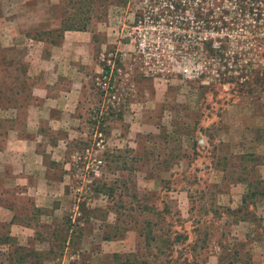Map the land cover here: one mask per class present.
Masks as SVG:
<instances>
[{"label":"rangeland","instance_id":"1","mask_svg":"<svg viewBox=\"0 0 264 264\" xmlns=\"http://www.w3.org/2000/svg\"><path fill=\"white\" fill-rule=\"evenodd\" d=\"M52 1L29 6V19L37 21L18 24L25 35L13 46L4 48L0 38V56L9 60L0 67L26 66L40 53H52L58 63H82L87 88L83 115L78 126H70L65 117L66 125L48 119L54 133L44 128L39 133L60 146L53 159L62 163L55 168L63 177L42 182L37 196L24 193L23 181L12 174V157L0 153V249L12 244L36 250L44 254L43 264L81 258L102 264L105 255L137 251L144 241L138 235L150 221L160 224L162 234H176L173 256L179 261L253 262L243 233L231 232L227 224L246 218L257 229L258 217L248 213L252 206L237 210L245 184L235 179L264 169L253 173L230 167L228 157L236 153L234 159L240 160L238 152H249L264 140V0H97L87 29L66 31L67 37L59 32L64 5ZM12 3L21 11L19 1ZM109 62L120 70L116 107L105 102L98 86ZM8 67L0 75L17 77ZM10 113L6 123L0 118L1 135L22 125V117ZM68 127L81 131L68 132ZM101 184L114 187L112 198L97 193ZM261 202L255 205L262 212ZM119 206L126 221L130 214L137 224L126 226L122 217V238L105 241V235L115 233L114 208ZM143 206L149 215L139 210ZM67 218L75 245L62 248L57 227ZM160 240L156 247H163ZM154 252L152 247L149 254Z\"/></svg>","mask_w":264,"mask_h":264},{"label":"crops","instance_id":"2","mask_svg":"<svg viewBox=\"0 0 264 264\" xmlns=\"http://www.w3.org/2000/svg\"><path fill=\"white\" fill-rule=\"evenodd\" d=\"M10 1L0 0V38L5 39L6 44L4 48L13 46L11 42L14 44L16 39H20V37L25 35L21 30L23 26L18 25L20 22L25 20L37 21V19H29L31 16L29 13L27 14L30 10L29 6L48 4L47 0H33L32 2H29V0H17L19 1L17 7H22L20 11L15 10L16 7L10 6L13 4L12 2L14 0ZM53 2L54 1L51 0L50 4ZM64 36L67 37L68 35L65 34ZM43 45L45 44L43 43ZM52 58V53H48V56L43 55V57L40 53L38 59L35 57L36 60L30 61V63L24 66V68L26 67L25 77H28V79H26L28 90L26 94L22 96L13 94L15 102L18 101V103H20L23 101V107H21L20 104H15V107H0V118L3 119V123H6L5 120L11 117L10 111L15 112V115H12L14 118L16 116L22 117V127L15 124L12 127H8L6 131H3L2 135L0 134V139H3L1 141L2 146L0 147V153L2 157H12L14 162L12 163V174H17L20 180L23 181L22 186L23 191H25L24 193L26 194L27 191V193L32 196L38 195L40 187L44 188L42 182H61L63 177L61 168H55V166L62 165V163L58 164L59 159H55L57 163L53 159V150L60 149V146L53 140V137H51V139H43L38 136L39 133H41L43 128L51 135L54 133V129H50L49 124H46L48 123V119H59L58 121H60L61 124L66 125L65 121H63V117H65L69 119L68 124L70 126H76V124L78 126L80 117L83 115L82 107L85 104V92L87 88L84 65L80 62L77 64H71L69 62L58 63L52 61ZM18 66L19 64H17V66L8 67V69H13L14 72H17L18 69L16 70V68H18ZM3 68L6 67H0V70H3ZM20 82L21 78L18 80L13 79L11 84L17 85ZM41 123L44 125H41ZM60 123L57 125L60 126ZM67 131L79 133L81 130L77 127H68ZM67 137L69 140L72 138L71 135ZM63 147L65 148V145ZM246 151L247 150L243 149V151L237 153V156L242 157L254 154L262 158L264 155V140L257 141L252 145V150L249 152ZM123 152L124 151L121 149L119 153H116L121 157ZM235 155L236 153L234 156ZM8 164L11 165L10 163ZM4 166L3 164V168ZM257 167L264 169V162H259ZM256 177L259 178V180H264V171L258 172ZM244 188L245 187H242L241 189L242 195L245 193L244 191H246ZM262 203L264 205V201H262L260 205H262ZM259 209H261V207ZM252 210L253 214L258 217L259 230L257 227V229L253 231L251 227L252 224L248 220L243 219L228 223L227 227L231 232H240L238 234L239 236H241L242 232L244 241H247L250 248L249 252H251V259H253V262L260 263L255 260H261V263L264 264V207L261 209L263 210L262 212L258 210V205L252 206Z\"/></svg>","mask_w":264,"mask_h":264},{"label":"trees","instance_id":"3","mask_svg":"<svg viewBox=\"0 0 264 264\" xmlns=\"http://www.w3.org/2000/svg\"><path fill=\"white\" fill-rule=\"evenodd\" d=\"M62 1L64 5V9H62V18L60 14V37L64 35L66 31H85L88 27V23L91 21L90 19V13L92 11V6H94V2H97V0H60ZM8 61V59H5L0 56V64H2L4 61ZM13 62V59H10ZM10 66V65H9ZM8 67V66H5ZM11 67V66H10ZM21 67V68H20ZM18 71L16 73H19L17 78L11 77L9 74H1L0 75V105L7 106L14 104L13 107L16 105L21 106L20 102H15V98L13 97V94H19V95H25L26 91L28 90V84L26 79L28 77H25L26 68L24 66H18L16 70ZM10 72H14L13 69H9ZM16 78V79H15ZM21 78V82L19 84H11L14 80H18ZM2 88H4L2 90ZM4 96H6L4 98ZM16 104V105H15ZM196 144H198V141H196ZM236 156L229 155L228 161H230L229 166L230 167H237L241 169H251V172H255L257 165L259 162H264V155L262 158L255 156L254 154L245 155L244 157H238V159H234ZM243 159V160H241ZM228 165V164H226ZM249 169V170H250ZM242 171V170H241ZM249 172V173H251ZM246 174H243L244 177L240 179H235L236 182H240L241 184H245L246 192L241 197V205L237 208V210H242L243 207L246 206H254L257 201H264V180H259V178L255 176H245ZM253 177V181L250 179ZM124 185V184H123ZM105 192V196L107 198H112L114 193V187L108 186L106 184H101L100 188L97 190V193ZM147 194V191H142ZM114 208V207H113ZM122 207H115L114 213L116 215V218L114 220L113 230L114 235H105L103 240L105 241H111V240H117L122 237H120L119 232L121 229L119 228V224L123 223L125 220L126 226L130 223L134 222L137 224V220L135 217H132L130 214L128 215L130 221H126V215H123L121 213ZM139 210L143 212L144 215H149V212H145L144 210L148 211V207H139ZM249 210V209H248ZM139 211V212H140ZM166 212V210L159 211V217H163V214ZM238 212V211H237ZM141 213V212H140ZM241 213H244L242 211ZM249 214H253V210L248 212ZM242 214V215H243ZM123 217V220H121ZM243 217H248L244 216ZM125 218V219H124ZM243 220H247L246 218H242ZM240 219V220H242ZM128 222V223H127ZM158 226H156V223H151L150 221L145 222V227L143 231H140L139 237L144 239L143 245L137 249L135 252L130 253H113L111 255H105L103 257V263L102 264H152L149 262V258L153 257H159L163 256L164 259L158 264H189L186 260L179 261V258L173 256V253L176 251V244L178 242L176 234H172L173 232L167 231V234L161 233V226L159 223H157ZM104 226V225H103ZM154 226V227H153ZM106 228V226H104ZM57 228H60L59 234H61L60 242L61 247H66L67 245L71 247L75 244H73V239L75 236V231L72 229L71 220L67 218L64 222H61ZM64 234V235H63ZM158 239H161L160 241L163 243V247H156V243ZM6 241H3L5 245L11 240L5 239ZM150 243L152 246H150ZM152 247L155 250L154 256H151L149 254V251L152 249ZM0 256L3 258L2 262L0 264H43L45 258L44 254L41 252H37L36 250L29 249L27 247H21V246H13L8 245L6 250L0 249ZM80 257V254H78ZM235 255H238L237 253ZM248 260V259H247ZM85 259L81 258L80 260H74L70 264H88L85 263ZM237 264H254L252 261L251 263H247L245 260L238 261Z\"/></svg>","mask_w":264,"mask_h":264},{"label":"built area","instance_id":"4","mask_svg":"<svg viewBox=\"0 0 264 264\" xmlns=\"http://www.w3.org/2000/svg\"><path fill=\"white\" fill-rule=\"evenodd\" d=\"M120 72L119 69L116 68L115 63H110L108 66L101 71V77L98 81V86L104 93L105 102L110 104L112 107H116L119 104L121 97L117 94V88L115 85L116 75ZM108 109V108H106ZM103 114V113H100ZM102 141L98 143V146L104 147ZM88 151V150H87ZM98 164H100L101 160H95Z\"/></svg>","mask_w":264,"mask_h":264}]
</instances>
